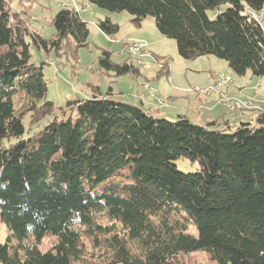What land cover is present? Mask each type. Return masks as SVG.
Listing matches in <instances>:
<instances>
[{
	"label": "trees",
	"instance_id": "trees-1",
	"mask_svg": "<svg viewBox=\"0 0 264 264\" xmlns=\"http://www.w3.org/2000/svg\"><path fill=\"white\" fill-rule=\"evenodd\" d=\"M12 1L0 0V223L9 231L0 261L81 264L89 246L102 252L100 264H174L198 250L216 264H264V110L256 123L220 127L93 95L68 101L72 115L64 111L26 136L15 97L25 94L32 111L54 106L40 103L48 82L43 64L31 62V46L57 55L73 45L78 53L90 30L65 6L52 21L56 35L44 38ZM84 1L128 11L138 25L154 17L184 59L214 55L238 75L264 77V30L251 15L264 12V0ZM98 26L109 36L120 30L109 17ZM99 64L117 76L140 74L109 50ZM182 158L199 169L181 171ZM50 236L52 246L41 249Z\"/></svg>",
	"mask_w": 264,
	"mask_h": 264
},
{
	"label": "rangeland",
	"instance_id": "rangeland-1",
	"mask_svg": "<svg viewBox=\"0 0 264 264\" xmlns=\"http://www.w3.org/2000/svg\"><path fill=\"white\" fill-rule=\"evenodd\" d=\"M83 4H86L84 0H13L11 3L12 11L25 20L30 31L38 32L44 38L56 35L52 21L65 6L79 10L90 30L88 45L81 47L78 53L71 43L57 55L31 46V62L43 64L48 82V93L40 103L47 100L54 106L38 105L32 111L33 104L25 94L15 97L16 109L24 115L26 136L37 132L55 117L62 116L64 111L67 116L72 115L75 111L68 108V101L93 95L136 104L171 120L177 119L178 115L202 125L225 120L232 128L241 122L256 123L260 110H264V77L251 73L238 75L227 61L214 55L182 58L177 41L164 36L152 16L138 25L128 11L112 12L92 4L83 8ZM208 14L212 19L216 17V11L210 10ZM107 17L120 26L119 32L113 36L98 26L99 21ZM27 40L30 41V37ZM134 42H145L147 46L136 54L129 50ZM103 50H109L116 63H134L140 74L117 76L106 71L99 64ZM166 62L169 66L161 71ZM216 74L230 76L231 84L212 89L218 80ZM222 93H226L229 99H224ZM221 123L220 127L227 125ZM15 141L13 138L6 144ZM176 164L186 173L199 169L197 162L188 159H179ZM190 230L196 232L194 227ZM8 235L6 224L0 223V241L5 242ZM53 241V237H45L41 249L47 250ZM101 257L102 252L88 246L81 264H100ZM176 261L179 264H216L204 250L181 255ZM0 264L3 263L0 261Z\"/></svg>",
	"mask_w": 264,
	"mask_h": 264
},
{
	"label": "built area",
	"instance_id": "built-area-1",
	"mask_svg": "<svg viewBox=\"0 0 264 264\" xmlns=\"http://www.w3.org/2000/svg\"><path fill=\"white\" fill-rule=\"evenodd\" d=\"M86 4H83V8L89 4L88 2H85ZM252 17L257 19L261 25L263 26V30H264V21H263V17H256V13H251ZM134 46H141V52L145 50V47L147 46V44L145 42H134L133 43V47ZM218 79V80H217ZM216 85L212 87V89L214 87L218 88V87H228L231 82H232V78L228 75H218L216 74ZM222 94H226V93H222Z\"/></svg>",
	"mask_w": 264,
	"mask_h": 264
},
{
	"label": "bare ground",
	"instance_id": "bare-ground-1",
	"mask_svg": "<svg viewBox=\"0 0 264 264\" xmlns=\"http://www.w3.org/2000/svg\"><path fill=\"white\" fill-rule=\"evenodd\" d=\"M258 17V16H257ZM260 17V16H259ZM130 51H132L133 53H138L139 51H141V46H132L130 49ZM143 55V54H142ZM219 75V74H218ZM221 75H225V74H221ZM223 98L224 99H229V97L226 94H223Z\"/></svg>",
	"mask_w": 264,
	"mask_h": 264
},
{
	"label": "crops",
	"instance_id": "crops-1",
	"mask_svg": "<svg viewBox=\"0 0 264 264\" xmlns=\"http://www.w3.org/2000/svg\"><path fill=\"white\" fill-rule=\"evenodd\" d=\"M262 13H264V12H262ZM262 13L260 14V15H262ZM80 14H81V12H80ZM82 16V15H81ZM260 17H263V21H264V14L262 15V16H260ZM83 18V17H82ZM144 109V108H143ZM146 110V109H145ZM146 111H149V112H151L150 110H146ZM261 111V110H260ZM154 116H158V117H166V116H162V115H155V112H151ZM258 116V115H257ZM167 118V117H166ZM256 119H257V117H256ZM256 119H255V121H256ZM254 120V119H253ZM194 123H196V122H194ZM210 123V122H209ZM197 124H199V123H197ZM200 125H202V124H200ZM207 125V124H206Z\"/></svg>",
	"mask_w": 264,
	"mask_h": 264
}]
</instances>
